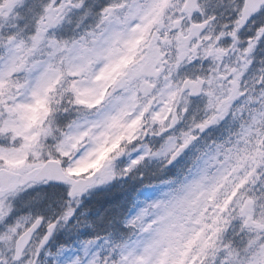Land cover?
I'll return each instance as SVG.
<instances>
[{
  "label": "snow or ice",
  "instance_id": "1",
  "mask_svg": "<svg viewBox=\"0 0 264 264\" xmlns=\"http://www.w3.org/2000/svg\"><path fill=\"white\" fill-rule=\"evenodd\" d=\"M0 264H264V0H0Z\"/></svg>",
  "mask_w": 264,
  "mask_h": 264
}]
</instances>
